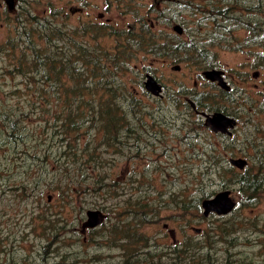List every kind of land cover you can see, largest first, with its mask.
Here are the masks:
<instances>
[{
	"label": "rangeland",
	"instance_id": "rangeland-1",
	"mask_svg": "<svg viewBox=\"0 0 264 264\" xmlns=\"http://www.w3.org/2000/svg\"><path fill=\"white\" fill-rule=\"evenodd\" d=\"M193 1L221 0H15L12 11L0 0V264H264V0H232L224 21ZM77 5L81 19L69 15ZM79 20H110L119 35L75 46ZM175 24L210 67L175 72L138 47L134 33L176 43ZM126 40L133 58L113 60ZM52 61L70 82L49 77ZM209 69L225 71L229 100L193 86ZM146 74L160 97L145 91ZM76 80L84 95L65 99ZM195 91L233 113L229 140L186 104ZM232 157L247 166L230 178ZM245 171L262 179L256 190L238 184ZM224 191L233 210L204 216L202 201ZM88 211L104 217L84 230Z\"/></svg>",
	"mask_w": 264,
	"mask_h": 264
},
{
	"label": "flooded vegetation",
	"instance_id": "flooded-vegetation-1",
	"mask_svg": "<svg viewBox=\"0 0 264 264\" xmlns=\"http://www.w3.org/2000/svg\"><path fill=\"white\" fill-rule=\"evenodd\" d=\"M84 1V0H82ZM209 2H212L210 0H208ZM231 4L227 5L225 10L220 11L221 9L219 8V4L225 3L227 2L226 0H221L220 2H218V6L215 3H209L212 5H205L204 2L201 1V3H196L193 1V3H195L196 8L198 9L199 12H201V8H205L207 11L208 15H212L213 18L215 20H217L216 18L218 16H220V18H223V21L225 20V17H227L229 15V13L231 12V8L232 7V0ZM216 2V1H214ZM15 0H14V6H15ZM189 3V2H188ZM109 7H111L112 2H107L106 3ZM130 4L124 6L123 8H125V10H129L130 9ZM119 9H123L120 5H118ZM215 13H211V12H215ZM204 13L205 12H201ZM85 14V8L84 6H75V7H71L69 8V15L71 16H78L79 19H81L83 17V15ZM206 14V15H207ZM99 18L103 19V14L100 13ZM210 18V17H209ZM212 18V17H211ZM207 19V18H206ZM204 19V20H206ZM80 23L77 24V26H73L75 31L71 37L73 45L78 46V45H83L81 43H83L82 41H79V39L85 40L87 43H91L92 42H97L96 46H100L103 47V44H101L102 40L105 37H118V33L115 32L112 28V23L110 22V20H105L104 22H93L90 21L88 23V21H82L79 20ZM203 21V20H202ZM236 20H233V22ZM237 23V21H236ZM80 25V26H79ZM79 26V27H78ZM78 27V28H77ZM82 28H85L82 29ZM141 28H144L143 26ZM245 30H247L248 35H250L252 40H256L258 37V32L259 30L254 28L252 25H246ZM172 32L171 35H174L178 41L176 43H173L174 40L172 41L169 37V40L165 39H158L155 36L151 35L150 38H145L143 35L141 34H135L137 41H139V45L138 47L142 50L148 49L149 53L153 54V55H157L159 56V58H163L164 60H170V62L173 64L171 69L175 72H180L181 71V65H186L190 64V63H202L201 66L203 67H210L212 60L209 58L208 56L205 57H201V55H199L197 52L196 55L192 54L193 51H196L194 45L192 46V44L188 43L187 41H181L179 40V37H181L183 35V28L182 26L175 24L172 26ZM226 30H230L226 29ZM145 29H142V31L140 32H144ZM110 33L107 35V33ZM170 32H167L168 36H169ZM129 34L131 35L132 33L129 32ZM130 38V37H129ZM129 40V39H128ZM126 40V44L124 46H122V44L119 42V49H117L116 51L118 52L114 57L113 60L119 61V60H124V59H130L133 58V54H128V48L129 46H127V41ZM218 40V39H217ZM181 41V42H180ZM126 50V52H125ZM191 51V52H190ZM264 56V53H263ZM112 60V61H113ZM216 72V73H215ZM140 75V74H138ZM258 76V73L255 72L252 77L254 79H256ZM151 77L153 78L150 74H146L144 81L142 82L143 87L145 89V91L147 93H149L150 95L154 96V97H160L159 95H162V90H163V86L162 84H160L155 78H153L156 83L160 86V90L157 93H151L149 91L146 90V82H147V78ZM142 81V78L140 76V82ZM198 82H202L200 83V86L202 85H210L213 88L219 90L222 92V98L223 100H229V95H230V91H231V86L228 84L227 81V77H226V73L223 70H217V69H209V70H205L202 73L198 74L196 73L195 76V80L193 81V86L197 89L198 88ZM140 84V83H139ZM141 86V84L139 85V87ZM257 87V86H255ZM133 91H135V88H132ZM197 96L195 99L192 100H186V104H188V106L190 107V109L192 110L193 114L195 116H197L198 118H202L204 121V124H206V120L207 117H211L212 115L218 113L224 116V118L226 119H230L231 122L230 124L225 128V131L222 129H218L217 132H213L211 130V127L209 128L213 133L220 135L223 138H226L225 140H229L230 136L232 135L233 130L236 128L237 126V120L234 118L233 113L228 112L227 109H220V107L218 108L216 105H212L214 98H212L211 100V96H206L204 93H200L195 91V93ZM236 110V109H235ZM234 110V111H235ZM233 112V111H232ZM239 158H228L226 163L229 164L230 168H232V170H228L226 174L229 175V177L231 178L232 176L235 175V170L237 169L235 166H233L230 161L231 160H236ZM247 166V164H246ZM246 166L244 168V170L246 169ZM239 170V169H238ZM86 230V229H84Z\"/></svg>",
	"mask_w": 264,
	"mask_h": 264
},
{
	"label": "water",
	"instance_id": "water-1",
	"mask_svg": "<svg viewBox=\"0 0 264 264\" xmlns=\"http://www.w3.org/2000/svg\"><path fill=\"white\" fill-rule=\"evenodd\" d=\"M8 10L12 11L14 7V0H3ZM216 73V72H215ZM146 90L151 93H157L160 90V86L156 83V81L148 77L147 82L145 84ZM231 120L224 118L221 114H214L211 117H207L206 126L213 132H217L218 129H222L225 131V128L230 124ZM230 163L235 166L239 170H244L246 166V160L236 159L231 160ZM235 206V202L230 197V192L224 191L216 194L213 198L203 200L201 203V207L203 208V215L207 216L210 213L225 215L233 210ZM104 215H102L99 211H88L87 212V221L82 225L83 228H93L97 224H99Z\"/></svg>",
	"mask_w": 264,
	"mask_h": 264
},
{
	"label": "trees",
	"instance_id": "trees-1",
	"mask_svg": "<svg viewBox=\"0 0 264 264\" xmlns=\"http://www.w3.org/2000/svg\"><path fill=\"white\" fill-rule=\"evenodd\" d=\"M110 34L109 32L107 33V35ZM117 49H119V47H117ZM85 52V51H84ZM112 53V52H111ZM115 53H118L117 51H115ZM114 55V54H113ZM85 56V55H84ZM94 66V64H90L88 68H90L89 70V76H91L90 78L93 80V82L95 84H98V82H96V80L98 79V77H100V73H99V70L102 71L101 69H97V68H92ZM47 70L48 72L50 73L49 74V77L50 78H53V79H58L59 81H62L63 82V79H62V76L65 77V79L67 80L66 82H70L72 80V76L70 75H66L65 72H64V68L62 66V64H59V62H56V61H52L51 63L48 64L47 66ZM74 82V83H73ZM73 85L70 87V86H66L65 89H64V97L65 99H68V100H72V98L76 99L77 97H81L84 95L83 93V86H82V82L76 80L73 81ZM85 82V81H84ZM70 84V83H69ZM67 85L65 82H64V86ZM237 171L235 170V173ZM259 180H262V179H258V174L256 173L255 175L252 173V171H245L244 173L240 174V176L238 177V184H243V183H246L248 184L250 187H251V190H256L257 188V182ZM253 186H256V187H253Z\"/></svg>",
	"mask_w": 264,
	"mask_h": 264
}]
</instances>
